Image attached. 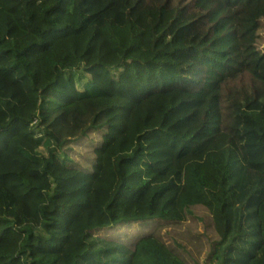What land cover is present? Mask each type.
I'll list each match as a JSON object with an SVG mask.
<instances>
[{"label":"trees","instance_id":"obj_1","mask_svg":"<svg viewBox=\"0 0 264 264\" xmlns=\"http://www.w3.org/2000/svg\"><path fill=\"white\" fill-rule=\"evenodd\" d=\"M0 264H264V0H0Z\"/></svg>","mask_w":264,"mask_h":264},{"label":"rangeland","instance_id":"obj_2","mask_svg":"<svg viewBox=\"0 0 264 264\" xmlns=\"http://www.w3.org/2000/svg\"><path fill=\"white\" fill-rule=\"evenodd\" d=\"M163 1V0H161ZM166 2L170 1L171 5H174L177 3V0H164ZM197 13L193 12L191 16L186 19L183 24H188L190 20L196 16ZM174 34L177 37V40L184 46H191L193 42H195V37H188L183 32L182 29H178L174 32ZM183 61V60H182ZM184 62V61H183ZM185 63V62H184ZM186 64V63H185ZM184 64V65H185ZM95 73L99 74L98 79L108 78V73H106L104 70H97ZM87 78V77H86ZM85 78V79H86ZM225 100L226 104L230 105L231 107L227 109L225 112L226 120H231L232 122H237V119L243 114V112L240 110L241 106H250L245 108L247 111H251V104L253 102L252 92L251 89L247 86L246 89L241 90V94L237 99L233 98L232 96H227L225 93ZM99 111H96L95 113H98ZM230 114V115H229ZM92 117L88 118H78L74 115H69L68 117H60L55 121L53 125L50 126L51 131L60 139H68V138H76L81 134V131L90 124ZM102 120H98V122H101ZM260 132V131H258ZM28 140L20 141V144L23 148H26L33 152L34 150L32 147L28 144ZM254 143L258 144L259 141L255 140ZM261 158V156H259ZM258 158V159H259ZM19 239L17 237L11 238L9 250H12L15 252L18 247Z\"/></svg>","mask_w":264,"mask_h":264}]
</instances>
